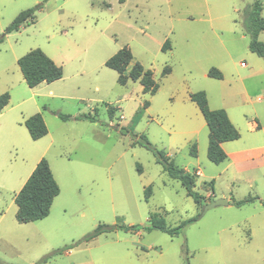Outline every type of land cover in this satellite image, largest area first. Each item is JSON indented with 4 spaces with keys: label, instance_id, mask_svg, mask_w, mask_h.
<instances>
[{
    "label": "rangeland",
    "instance_id": "374dc122",
    "mask_svg": "<svg viewBox=\"0 0 264 264\" xmlns=\"http://www.w3.org/2000/svg\"><path fill=\"white\" fill-rule=\"evenodd\" d=\"M255 1L264 19V0H0V95H10L0 110V264H264V207L258 199L234 205L264 199V151L237 164L212 163L206 122L189 98L205 91L210 108L228 110L243 126L228 142L264 143V61L249 49L245 22ZM37 4L34 23L3 35ZM124 45L152 70L154 94L138 81L118 84L105 66ZM34 48L62 67L60 79L28 87L17 59ZM164 66L170 72L163 76ZM211 68L222 78L208 76ZM36 112L48 131L33 140L23 122ZM248 121L261 128L249 132ZM141 134L191 172L203 196L197 204L153 151L135 142ZM40 154L60 191L46 217L19 223L14 197ZM213 196L228 204L201 214ZM151 214L170 227L196 220L173 237L120 228L146 225ZM98 225L103 231L85 240Z\"/></svg>",
    "mask_w": 264,
    "mask_h": 264
},
{
    "label": "trees",
    "instance_id": "16d2710c",
    "mask_svg": "<svg viewBox=\"0 0 264 264\" xmlns=\"http://www.w3.org/2000/svg\"><path fill=\"white\" fill-rule=\"evenodd\" d=\"M123 3L124 0H118ZM41 7L40 4L32 8L22 10L13 21L6 27L3 35L12 31L18 30L23 24H30L35 22L36 12ZM262 7L258 1L253 2L245 9V22L248 32L251 36L249 42L250 51L261 57L264 61V42L258 40L259 31L264 29V19L261 16ZM168 42H164L161 49L165 50ZM133 54L127 45L122 46L117 52L110 56L105 61V66L117 72V82L120 85H125L128 80L138 81L142 86L143 93L154 94L158 90V83L153 78L151 69L145 68L142 63L133 60ZM17 64L22 73L23 79L28 87L33 88L42 82L51 83L62 77V67L54 62L46 53L40 48H34L26 52L17 59ZM131 65L130 70L126 73V68ZM170 72L169 66H164L162 75H167ZM208 76L214 78H222V73L216 69L208 70ZM10 95L4 92L0 95V110H2L8 103ZM200 110L208 128V145L207 157L215 164L223 162L227 155L222 149L221 144L226 141L236 140L240 137L239 131L230 121L226 111L222 108L210 109L206 93L203 90L192 92L189 95ZM149 102L145 101L143 107H147ZM114 107L108 106L107 112L109 117L113 116ZM59 117L66 120L68 117L60 113ZM80 118L87 119L91 122L95 121V117L91 115H82ZM31 139L37 140L47 134V126L40 112H36L24 120ZM140 145L152 150L157 162L162 164L163 170L173 179L181 182L185 187L186 193L197 204L203 196L193 190L194 178L190 172L184 168L178 167L170 159V157L161 149L152 145L144 134L139 135L135 141ZM190 154L196 155V144L190 146ZM59 185L55 180L49 163L45 157H42L32 170L20 190L15 194L14 202L17 206L16 220L19 223H29L43 219L49 214L51 204L54 198L59 194ZM151 185L144 188L145 198L148 199L151 195ZM260 200L264 207V199H259L257 196H250L242 200L234 202L236 207H240L246 203ZM205 205V204H202ZM196 218L181 221L178 225L170 227L167 226L165 220L157 214H151L146 225H130L121 226L124 231H138L139 229L151 231L153 229L167 233L170 237L180 234L182 229ZM104 225H98L94 231L87 235L84 239H90L96 234L102 232Z\"/></svg>",
    "mask_w": 264,
    "mask_h": 264
},
{
    "label": "crops",
    "instance_id": "0c3cea01",
    "mask_svg": "<svg viewBox=\"0 0 264 264\" xmlns=\"http://www.w3.org/2000/svg\"><path fill=\"white\" fill-rule=\"evenodd\" d=\"M53 59V58H52ZM54 62H55V60H54ZM56 63V62H55ZM57 64V63H56ZM131 66V65H130ZM43 83V82H42ZM257 100H261V98L260 97H258L257 98ZM209 103V102H208ZM209 106V105H208ZM198 108V107H197ZM210 108V107H209ZM210 109H212V108H210ZM199 110V109H198ZM200 111V110H199ZM226 111V113H227V115H228V117H229V119H230V121H232L233 122V120H232V116L230 115V113L228 112V110H225ZM201 113V112H200ZM203 117V116H202ZM234 123V122H233ZM235 124V123H234ZM233 124V125H234ZM206 126H207V124H206ZM235 127H236V129L239 131V132H241V134H242V132H243V130L244 129H241V128H243V126H241V127H239V123H238V125H234ZM246 126H247V129L246 130H248L249 132H256V130L257 129H259V128H261V126L260 125H258L255 121H253V122H251V121H248L247 123H246ZM194 134H195V131H193V133H191V135H190V137H189V140H190V138H192L193 136H194ZM240 138V137H239ZM238 138V139H239ZM196 140H197V142H198V139L196 138ZM237 140V139H236ZM233 141V140H232ZM221 147H222V149L225 151V153H226V155H227V157H226V159L223 161V162H226V161H228V163L229 164H237V162H245V161H247L249 158H252L253 157V153L254 152H258V154L257 155H259L260 153H261V151H264V143H260V144H258V143H252V142H248V143H240V142H228V141H226V142H223L222 144H221ZM42 155L43 154H40L37 158H36V160H35V162H34V164H33V166H32V168H31V170H30V172H32V170L35 168V166H36V164H37V162L39 161V159L42 157ZM48 161V160H47ZM49 163V162H48ZM49 166H50V164H49ZM50 168H51V166H50ZM187 172H189V170L185 167L184 168ZM52 171V170H51ZM191 173V172H190ZM201 174H202V172H201ZM54 176V175H53ZM55 178V177H54ZM211 183H212V186H213V182L211 181ZM216 198H218V197H215V196H213V199H216ZM228 200V199H227ZM229 201V200H228ZM53 203V202H52ZM52 205V204H51ZM51 208V207H50Z\"/></svg>",
    "mask_w": 264,
    "mask_h": 264
},
{
    "label": "water",
    "instance_id": "95a60500",
    "mask_svg": "<svg viewBox=\"0 0 264 264\" xmlns=\"http://www.w3.org/2000/svg\"><path fill=\"white\" fill-rule=\"evenodd\" d=\"M227 204H228V200L226 198H216L203 206L201 214H204L208 209H211L213 207L219 205H227Z\"/></svg>",
    "mask_w": 264,
    "mask_h": 264
},
{
    "label": "built area",
    "instance_id": "2783aa9c",
    "mask_svg": "<svg viewBox=\"0 0 264 264\" xmlns=\"http://www.w3.org/2000/svg\"><path fill=\"white\" fill-rule=\"evenodd\" d=\"M195 174H196V175H201V171H200V170H196V171H195Z\"/></svg>",
    "mask_w": 264,
    "mask_h": 264
}]
</instances>
